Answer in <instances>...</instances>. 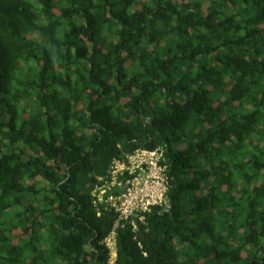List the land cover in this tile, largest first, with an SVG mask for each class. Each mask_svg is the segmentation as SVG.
<instances>
[{"label": "trees", "instance_id": "1", "mask_svg": "<svg viewBox=\"0 0 264 264\" xmlns=\"http://www.w3.org/2000/svg\"><path fill=\"white\" fill-rule=\"evenodd\" d=\"M138 149L170 187L118 264H264V0H0V264H107Z\"/></svg>", "mask_w": 264, "mask_h": 264}, {"label": "built area", "instance_id": "2", "mask_svg": "<svg viewBox=\"0 0 264 264\" xmlns=\"http://www.w3.org/2000/svg\"><path fill=\"white\" fill-rule=\"evenodd\" d=\"M160 150L138 149L126 159H115L110 168V177L94 190L107 206L117 212L118 218L111 233L105 238L109 248L107 264H118L116 233L126 221L146 220V214L153 206H163L167 202L170 177L166 165L162 164ZM118 185L119 193L112 192Z\"/></svg>", "mask_w": 264, "mask_h": 264}]
</instances>
